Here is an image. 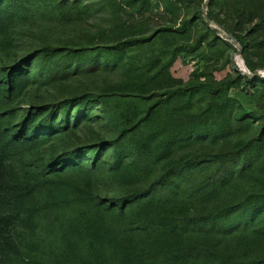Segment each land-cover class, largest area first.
<instances>
[{"label":"rangeland","instance_id":"1","mask_svg":"<svg viewBox=\"0 0 264 264\" xmlns=\"http://www.w3.org/2000/svg\"><path fill=\"white\" fill-rule=\"evenodd\" d=\"M157 1L0 0V264L264 260V47Z\"/></svg>","mask_w":264,"mask_h":264},{"label":"trees","instance_id":"2","mask_svg":"<svg viewBox=\"0 0 264 264\" xmlns=\"http://www.w3.org/2000/svg\"><path fill=\"white\" fill-rule=\"evenodd\" d=\"M141 1V5H143L146 0ZM219 2V0H215ZM157 7L161 9L162 14L166 15L169 18L175 17L181 10L183 0H158ZM211 0H209L208 5ZM221 9L225 11V17L230 20V24L224 23L223 20H217L218 24H222L226 27L230 33L233 35L234 39L243 47L250 48L251 46H262L264 47V0H223L221 2ZM202 14V10H201ZM207 15L212 20V16L208 13ZM204 19V18H203ZM206 23V22H205ZM207 24V23H206ZM208 25V24H207ZM209 26V25H208ZM211 27V26H210ZM108 49H115L117 51H121L123 49V44H117L114 46H107ZM238 71V70H237ZM238 71V76H239ZM255 77V76H254ZM252 77V78H254ZM242 78H248L246 75H242ZM8 90L11 86V80L8 79ZM78 101L77 103H81L79 97H74L70 99H66L60 104L63 106H67L70 103ZM3 115V112H0V116ZM36 113L29 112L27 117L21 123V129L17 134L14 135L13 139L17 142H22L24 140L33 139L37 132L34 131V135L28 132V128L30 125L29 119H34ZM51 113L44 117V126L47 127L48 130H52L55 126L52 122ZM264 129V122L262 124V129ZM1 179V174H0ZM30 188V187H29ZM147 193V190L140 192L138 195L143 196ZM131 197H126L122 199H118L117 201H130ZM220 229V226L218 227ZM10 250L14 253H18L17 248L13 245L12 242H6ZM30 264H41L40 261L35 259H29ZM248 264H264V260H253Z\"/></svg>","mask_w":264,"mask_h":264},{"label":"water","instance_id":"3","mask_svg":"<svg viewBox=\"0 0 264 264\" xmlns=\"http://www.w3.org/2000/svg\"><path fill=\"white\" fill-rule=\"evenodd\" d=\"M208 2H209V0H204L203 6H202V16L204 18V21L209 26H211L212 28H214L213 25H217V23L212 24L213 23L212 20L207 15L206 9H207ZM228 39H229V41L232 44H234L237 47L236 51L231 53V59L232 60H235V58L240 57L241 51H242V46L234 39V37H233V35L231 33H229ZM236 65H237L236 70H238L240 73L246 75L249 78H252L254 76H257L258 73H259L258 70H254L252 73H248L243 67L240 66V64L238 62H236ZM261 70H264V67H262Z\"/></svg>","mask_w":264,"mask_h":264}]
</instances>
